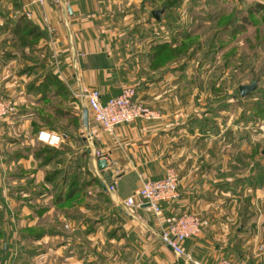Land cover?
I'll return each instance as SVG.
<instances>
[{"label":"crops","instance_id":"obj_1","mask_svg":"<svg viewBox=\"0 0 264 264\" xmlns=\"http://www.w3.org/2000/svg\"><path fill=\"white\" fill-rule=\"evenodd\" d=\"M139 5L140 0H60L59 3L0 0V100L40 103L41 94L29 86L34 81L37 86L49 71L66 86L70 104L79 105L81 110L86 109L81 97L84 89L97 90L101 103L133 84L137 86V100L155 102L164 99V93L152 92L164 78H154L147 73L149 64L139 44L143 29L133 26L134 21L137 24L139 21ZM19 21L31 22L43 33L32 51L37 58L30 60L29 49H22L15 43L22 34ZM155 112L156 119H137L116 126L111 133L92 124L86 133L91 139L84 141L81 138L79 152L82 155L78 159L87 162L89 171L101 172L94 163L93 152L103 153L107 157V167L103 171L107 178L101 173L104 177L101 186L86 188L82 200L72 203L69 208H73V213L77 212L80 219L76 226L68 225L71 227L69 243L80 248V245H94V241L99 244L98 253L91 251L92 254L81 253L78 257L72 253L74 257L70 255L68 264L82 261H93V264H190L160 241V225L144 203L126 209L120 206L138 187V176L145 180L160 179L169 167L178 173V197L170 203H160L162 218L193 211L202 217L200 233L182 244L185 256L202 264H215L221 259L233 264H264V251L259 250L261 245L257 244L259 241L255 236L259 234L257 221H237L230 213L241 207L218 197L229 196L234 191V176L223 173L219 166L229 165L233 159L230 156L225 160L219 158L213 142L207 141L210 125L203 124L200 118L205 113L190 111L194 118L178 121L174 116L187 117L189 111L164 107ZM9 118L0 123V137L4 135V139L13 132V126L2 127ZM30 126V141L11 140L6 144L11 147L9 155L3 157L0 153V181L13 173L20 181L22 198L36 193L35 178L40 176L46 185L44 176L48 170L61 168L66 160L76 164L77 159L76 153L71 151L75 145L63 133L64 141L56 148L63 155L51 165L41 167L40 161L27 149L33 148L34 142L39 143L36 135L45 129L40 127L36 133L32 123ZM115 169L117 175L113 173ZM108 179L114 181L113 191L107 190ZM41 186L37 193L39 198L43 200L48 194L52 198L51 188ZM214 196L216 202L225 200L227 203H213ZM30 201L22 200L19 209H48L30 207ZM10 205L6 189L0 187V211L10 212Z\"/></svg>","mask_w":264,"mask_h":264},{"label":"rangeland","instance_id":"obj_2","mask_svg":"<svg viewBox=\"0 0 264 264\" xmlns=\"http://www.w3.org/2000/svg\"><path fill=\"white\" fill-rule=\"evenodd\" d=\"M166 2H171V6L163 11L160 7L167 5ZM257 4L262 10L247 16V10ZM139 10L138 24L134 21L133 26L143 29L139 44L149 64L147 73L150 72L154 78H164L152 88V92L164 93L165 97L155 102L148 99L138 101L153 111L164 107L174 111H189L187 117L174 116L178 121L194 118L190 111L205 113L200 117L203 119L202 123L210 127L213 124L211 128L207 125L211 132L207 141L213 142V149L219 158L225 160L230 156L233 159L229 165L219 166L223 173L234 176V191L229 196L218 197L241 207L230 213L237 221H257L259 234L255 236L259 241L257 244L261 245L259 250H264V0H140ZM157 10H162V13L155 20L150 13ZM234 29L235 32L232 33ZM15 43L19 44L18 38ZM160 43L170 44L171 51L166 50L160 57L158 55L153 61L159 67L152 68L151 47ZM32 51H29L30 60L37 58ZM253 81L257 82L255 90L244 98L239 97L237 87ZM130 86L136 92L137 86ZM66 99H58L49 94L47 100L40 103L34 100L32 104L28 101L20 103L11 100L15 103L14 116L2 127L13 126V132L10 136L6 135V139L4 135L0 137V153L3 157L9 155L11 147L6 144L11 140L24 143L30 141L31 123L44 129L51 125V131L66 133L68 140L75 145L71 151L77 155L79 183L101 181L104 170L89 171L87 162L78 159L82 155L79 152L80 140L91 139L86 133L94 123L88 115V127L83 128L80 122L81 108L79 105L72 106L69 97ZM57 109L61 111L60 114L68 111V116L76 117L77 120L58 116ZM34 145L37 150L47 149L42 143L34 142ZM74 167L66 160L59 168L62 172L59 178L65 172L71 173ZM259 167L262 172H259ZM85 171L89 176L83 174ZM175 172L178 176L176 170ZM113 173L117 175L118 170L115 169ZM19 184L20 181L16 180L13 173L0 181V187L6 189L8 203L11 204V211L3 217L0 228V264H68L72 253L76 254L75 257L81 253L92 254L91 251L98 253L99 244L94 241V245H80V248L69 243L71 227L68 225L76 226L80 219L77 212L73 213V208L55 207L49 194L43 200L39 198L37 193L40 192V186L52 189L51 185H43L39 176L35 178L36 193L22 198ZM60 184L58 182L54 189H59ZM216 198H212L213 203H218ZM24 199L31 200L30 207L48 209L43 214L39 213L38 208L22 211L19 205ZM224 202L219 201L218 204ZM192 213L197 214L202 222L198 212ZM25 227H30L33 234L23 236ZM52 230L55 232L50 235ZM75 232L78 234V230ZM2 248H6L4 253L1 252ZM71 256L74 257L73 254ZM84 263L94 262L82 261L79 264Z\"/></svg>","mask_w":264,"mask_h":264},{"label":"built area","instance_id":"obj_3","mask_svg":"<svg viewBox=\"0 0 264 264\" xmlns=\"http://www.w3.org/2000/svg\"><path fill=\"white\" fill-rule=\"evenodd\" d=\"M43 3L44 0H32ZM59 3L60 0H52ZM88 115L91 121L103 132L111 133L119 125L128 124L137 119L153 120L157 113L140 103L136 99V92L132 86L123 87L119 94L101 103L100 94L95 89H84L81 92ZM15 112V106L9 100H0V122L9 118ZM61 133L41 130L36 140L51 148H58L64 141ZM94 163L98 160L107 161L106 155L98 151L93 152ZM139 185L130 196L125 198L120 206L122 208L138 207L142 202L152 213L160 225L159 239L174 255L184 257L190 264H202L185 256L182 244L185 240L196 237L200 233L201 222L197 214L189 212L178 216L162 218L161 202L170 203L177 199L178 176L173 168L165 169L163 176L156 180H145L139 177ZM114 181L109 180L107 190L113 191ZM138 201V202H136ZM264 251V250H263ZM215 264H233L231 261L221 259Z\"/></svg>","mask_w":264,"mask_h":264},{"label":"trees","instance_id":"obj_4","mask_svg":"<svg viewBox=\"0 0 264 264\" xmlns=\"http://www.w3.org/2000/svg\"><path fill=\"white\" fill-rule=\"evenodd\" d=\"M177 0H175L176 2ZM167 5H163L160 7L163 11L168 9L169 6H171V2H166ZM262 10V7L260 5H255L253 8H249L247 10V16L253 15L255 12H259ZM151 14V13H150ZM152 17V16H151ZM22 29V34L21 36L18 37V42L19 46L24 49L28 48L29 51L34 50L33 48L38 44L41 38H43V33L35 27L31 22L28 21H19L18 22V28ZM223 31L225 30L224 28L222 29ZM238 30V29H237ZM236 30V31H237ZM232 33L235 32V29L231 31ZM171 45L168 43H160L156 44L155 46L151 47L152 53L150 55L151 59V67L152 68H158L159 65L156 63V60L161 56V53L165 52L166 50L171 51L169 48ZM179 48V47H176ZM157 57V58H156ZM31 90H34L35 92H39L41 94L40 100L41 101H46L48 98V95L51 94L54 97L55 96H60L61 98L63 97L64 99L68 98L69 92L66 88V86L63 84L62 81L57 77V75L53 74L52 71L47 72L42 81L36 86V82L34 81L32 84L29 86ZM238 92V91H237ZM239 95V94H238ZM240 97V96H239ZM67 100V99H66ZM59 110V109H57ZM58 116H66L68 118H71L72 121H76V117H71L68 116V111H62V114L56 111ZM63 112H66L67 114L64 115ZM81 122V120H80ZM49 123V122H47ZM50 127L49 130H53V127L51 125H48ZM47 126V128H49ZM40 128L39 125L33 124V129L37 133L38 129ZM45 128V130H48ZM47 149L43 150H37L35 147L33 148H28L27 151L28 153H31L32 156L40 161V166H48L51 165L52 162L58 161L59 157L63 155L61 150L54 149L48 146H45ZM264 155V151L262 152ZM75 167L72 169L71 173L65 172L63 173V177L60 179L59 176L62 174L61 170L59 168H55L50 170L49 172H46L44 176V183L51 185L52 189V198H53V205L57 208H60L62 206H67L70 207L72 203L74 202H79L82 198V195L84 194V191L86 188L89 186H101V182L97 181L94 182H87L83 181L84 183H79V175H78V167L76 164H73ZM259 172H262V170L259 167ZM85 176H89L88 172H84ZM84 180V179H83ZM92 180V179H91ZM58 182H61V187L58 189H54L55 186L58 185ZM54 185V186H53ZM56 190V191H54ZM47 209H42L39 211L40 214H43L46 212ZM7 213V212H6ZM6 213L1 210L0 211V228L3 222V217L6 215ZM32 229L29 227L24 228L23 236L28 237L32 235ZM55 230H52L50 232V235H53ZM38 237V234H37ZM6 251V248H2L1 252L4 253Z\"/></svg>","mask_w":264,"mask_h":264},{"label":"water","instance_id":"obj_5","mask_svg":"<svg viewBox=\"0 0 264 264\" xmlns=\"http://www.w3.org/2000/svg\"><path fill=\"white\" fill-rule=\"evenodd\" d=\"M162 13V10H157V11H152L151 12V16L153 19L155 20H158V17L159 15ZM257 86V82L256 81H253L251 82L250 84H247V85H239L237 87V91H238V94L241 98H244L246 96H248L252 91L255 90ZM81 124H82V127L83 128H87L88 127V113H87V109H82L81 112ZM96 166H97V169L99 171H103L107 165H106V162L104 160H98L96 162ZM104 176L107 178L106 174L104 173ZM144 207H147L146 204L143 205Z\"/></svg>","mask_w":264,"mask_h":264}]
</instances>
